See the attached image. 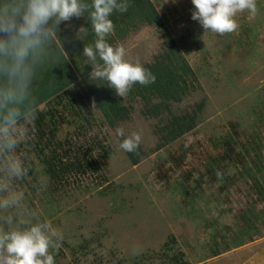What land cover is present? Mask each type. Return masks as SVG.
Wrapping results in <instances>:
<instances>
[{"label": "rangeland", "instance_id": "obj_1", "mask_svg": "<svg viewBox=\"0 0 264 264\" xmlns=\"http://www.w3.org/2000/svg\"><path fill=\"white\" fill-rule=\"evenodd\" d=\"M150 1L163 28L142 25L109 44L145 66L164 53L170 34L193 73L187 95L158 115L157 98L118 96L127 115L111 126L78 79L62 103L39 106L55 111L44 136L24 116L28 139L18 151L28 172L16 186L25 202L13 215L31 211L33 223L59 233L60 247L49 250L55 264H132L173 251L183 264H264V0H256L255 18L238 13V28L224 35L192 20L191 0ZM186 113L196 114L195 127L163 144L169 118ZM117 127L141 135L137 165L119 147ZM75 157L86 169L50 177L48 162Z\"/></svg>", "mask_w": 264, "mask_h": 264}, {"label": "clouds", "instance_id": "obj_2", "mask_svg": "<svg viewBox=\"0 0 264 264\" xmlns=\"http://www.w3.org/2000/svg\"><path fill=\"white\" fill-rule=\"evenodd\" d=\"M191 3L195 8L192 20L198 21L205 32L219 35L236 31L238 13L247 11L250 18L257 15L256 0H191ZM129 6L128 0H91L90 4L87 0H27L21 12L0 23V33L6 37L0 38V54H11L16 65H22L30 50L54 28L87 12L96 37L94 44L83 48V55L91 62L90 78L107 81L109 87L123 97L136 83L146 86L155 82L150 70L138 61L125 59L123 46H112L107 41L114 31L110 17L114 12H126ZM50 21L52 27H49ZM87 32V28L80 27L78 33L87 35ZM24 100L23 92L0 99V264H55L49 250L60 247L59 233L49 223H33L35 214L31 211L18 212L15 216L12 212L25 202V193L16 186V181L23 179L28 172L25 154L18 151L28 139V123L20 108ZM34 113L35 108L31 118ZM115 131L118 137H123L119 145L122 150L137 151L141 143L139 133L125 136L123 127H117Z\"/></svg>", "mask_w": 264, "mask_h": 264}, {"label": "trees", "instance_id": "obj_3", "mask_svg": "<svg viewBox=\"0 0 264 264\" xmlns=\"http://www.w3.org/2000/svg\"><path fill=\"white\" fill-rule=\"evenodd\" d=\"M87 2L90 4L91 0ZM128 2L130 6L126 12H114L110 17L114 23V32L107 37L108 43L115 40V36L123 37L127 31L135 30L142 25L163 28L161 16L150 0H128ZM26 3L27 0H0V23L12 19L13 14L21 12ZM52 24L53 22L50 21L49 27H52ZM80 27L88 29L87 35L77 32ZM0 38L6 39L2 33ZM166 38L164 53L157 56L153 63L143 66L155 76V82L146 86L136 83L129 90L147 103L153 98L159 99V103L153 104L154 115H158L156 111H159V108H166L170 100L179 102L187 95L190 87L188 78L193 74L170 34L166 33ZM95 39L89 13L86 12L82 17H73L70 21L62 22L54 28L49 36L42 38V42L30 50L22 65L17 66L11 54H0V99L5 95L23 92L25 100L20 108L24 116H31L32 109L35 108L33 120L40 137L46 134L43 129L46 117L49 116L50 120L54 119L55 111L40 110L39 106L49 104L52 99L56 100V104L62 103L64 98L61 94L69 93L70 90L67 89L77 83L78 79L85 89L82 96L95 102L97 109L111 126L125 120L127 110L121 106L115 90L109 87L105 80L90 78L91 62L83 55V48L94 44ZM196 118V114L189 113L183 116H171L166 126L162 128L163 144H168L191 131L195 127ZM49 133L53 135L54 129L50 128ZM226 144L232 147L230 141H226ZM229 150H233V147ZM125 153L132 166L140 162L142 156L140 146L135 152ZM227 153L224 160L229 158L230 153ZM64 155L67 156L66 151ZM75 161V164L64 163L60 159L57 163L48 162L47 171L56 181L59 177H66L75 169L77 171L86 169L87 161L82 164L76 157ZM149 258L142 256L138 260H133L132 264H157L155 258L158 259V264H183L180 252H166L161 258L152 256L150 258L152 261L148 260Z\"/></svg>", "mask_w": 264, "mask_h": 264}]
</instances>
